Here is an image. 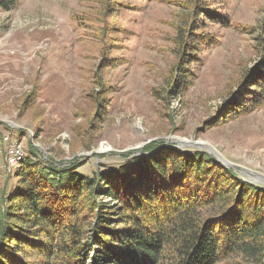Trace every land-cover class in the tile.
I'll return each instance as SVG.
<instances>
[{"label": "rangeland", "instance_id": "obj_1", "mask_svg": "<svg viewBox=\"0 0 264 264\" xmlns=\"http://www.w3.org/2000/svg\"><path fill=\"white\" fill-rule=\"evenodd\" d=\"M195 1L15 0L8 11L0 7V194L15 185L17 166L7 157L15 142L24 158L32 146L45 161L77 160L78 172L91 177L118 168L123 153L140 155L164 141L212 155L264 186V105L218 119L224 102L264 75V0H198L226 25L198 22ZM192 25L214 43L198 44L188 68L194 79L182 92L174 85L186 63L177 35Z\"/></svg>", "mask_w": 264, "mask_h": 264}, {"label": "trees", "instance_id": "obj_2", "mask_svg": "<svg viewBox=\"0 0 264 264\" xmlns=\"http://www.w3.org/2000/svg\"><path fill=\"white\" fill-rule=\"evenodd\" d=\"M14 5L0 0L4 10ZM193 6L198 22L228 24L205 2ZM198 31L177 35L186 63L174 85L182 92L198 44L214 43ZM255 82L224 102L219 120L264 105V75ZM30 149L13 190L0 194V264H264V186L212 155L152 141L90 177L77 160L56 164Z\"/></svg>", "mask_w": 264, "mask_h": 264}, {"label": "bare ground", "instance_id": "obj_3", "mask_svg": "<svg viewBox=\"0 0 264 264\" xmlns=\"http://www.w3.org/2000/svg\"><path fill=\"white\" fill-rule=\"evenodd\" d=\"M5 139H7V137H5ZM8 141V140H7ZM20 145V144H19ZM13 146V145H12ZM22 147V146H21ZM12 150L10 152H14L15 151V146L11 147ZM22 149V148H21ZM21 149L18 147V156H8V164L9 166H11L12 168L14 166H18L21 162V160L24 158V154L23 152L21 151ZM23 150V149H22ZM109 150V147L108 146H101V150L100 151H107ZM7 160V159H6ZM11 168V169H12Z\"/></svg>", "mask_w": 264, "mask_h": 264}, {"label": "water", "instance_id": "obj_4", "mask_svg": "<svg viewBox=\"0 0 264 264\" xmlns=\"http://www.w3.org/2000/svg\"><path fill=\"white\" fill-rule=\"evenodd\" d=\"M192 144V146H194V147H201V145L202 144H200V143H197V142H195V143H191ZM218 160V159H217ZM220 163H221V165L222 166H224V167H226V168H231V165L230 164H228V163H224V162H221L220 160H218ZM253 181H255V180H253ZM256 182V181H255Z\"/></svg>", "mask_w": 264, "mask_h": 264}, {"label": "built area", "instance_id": "obj_5", "mask_svg": "<svg viewBox=\"0 0 264 264\" xmlns=\"http://www.w3.org/2000/svg\"><path fill=\"white\" fill-rule=\"evenodd\" d=\"M18 145L17 142H15V151L14 152H7V157L8 156H18Z\"/></svg>", "mask_w": 264, "mask_h": 264}]
</instances>
